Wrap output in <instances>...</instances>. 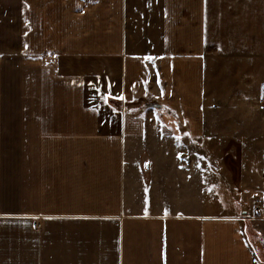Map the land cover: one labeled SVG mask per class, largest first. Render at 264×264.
I'll return each instance as SVG.
<instances>
[{
	"label": "crops",
	"instance_id": "crops-1",
	"mask_svg": "<svg viewBox=\"0 0 264 264\" xmlns=\"http://www.w3.org/2000/svg\"><path fill=\"white\" fill-rule=\"evenodd\" d=\"M244 24L264 56V0H0V264H264V81L205 58Z\"/></svg>",
	"mask_w": 264,
	"mask_h": 264
},
{
	"label": "rangeland",
	"instance_id": "rangeland-1",
	"mask_svg": "<svg viewBox=\"0 0 264 264\" xmlns=\"http://www.w3.org/2000/svg\"><path fill=\"white\" fill-rule=\"evenodd\" d=\"M246 27L245 30L239 34L242 39L240 40H234V42L237 43V49L242 50L241 55L239 56H225L223 54H219V49H222L220 47L221 43L224 42V39H220L218 29L215 28L214 31L209 33L208 43H207V53H206V59H207V74L209 75V81L211 84V87L214 89L218 88H229L231 86H234V84L241 80L242 85H249L251 82L257 83V87L260 85L261 82H263L264 77V70H244V68L247 66L245 62L248 59L251 58H263L264 56H251L250 54H247L250 50L249 46L244 43L245 41L249 40V34L250 31L247 29V24H244L243 27ZM239 36V37H240ZM246 37V38H244ZM231 40V39H230ZM229 40V41H230ZM227 41V40H226ZM233 41V40H232ZM240 41V42H238ZM248 43V42H247ZM228 49V48H227ZM225 57L227 58L225 60ZM233 57H238V61L236 65H230L229 63L235 62L233 60ZM232 66H237L236 70L232 69ZM238 67L240 70H238ZM260 88L262 89V94L264 93V84L260 85ZM264 95V94H263ZM257 204L264 205L262 202H257ZM253 219H264L263 217L255 216L252 212L251 216Z\"/></svg>",
	"mask_w": 264,
	"mask_h": 264
},
{
	"label": "built area",
	"instance_id": "built-area-1",
	"mask_svg": "<svg viewBox=\"0 0 264 264\" xmlns=\"http://www.w3.org/2000/svg\"><path fill=\"white\" fill-rule=\"evenodd\" d=\"M253 214L255 216L263 217L264 216V205L257 204L253 209Z\"/></svg>",
	"mask_w": 264,
	"mask_h": 264
},
{
	"label": "snow or ice",
	"instance_id": "snow-or-ice-1",
	"mask_svg": "<svg viewBox=\"0 0 264 264\" xmlns=\"http://www.w3.org/2000/svg\"><path fill=\"white\" fill-rule=\"evenodd\" d=\"M111 93H109V95H110ZM120 98H122V97H120Z\"/></svg>",
	"mask_w": 264,
	"mask_h": 264
}]
</instances>
